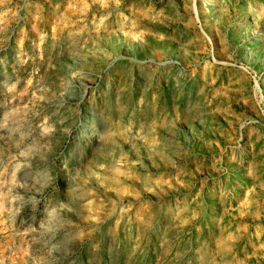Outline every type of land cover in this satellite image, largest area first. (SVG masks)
<instances>
[{
    "label": "rangeland",
    "instance_id": "1",
    "mask_svg": "<svg viewBox=\"0 0 264 264\" xmlns=\"http://www.w3.org/2000/svg\"><path fill=\"white\" fill-rule=\"evenodd\" d=\"M263 46L264 0H0V264H264L244 126L218 157L171 102Z\"/></svg>",
    "mask_w": 264,
    "mask_h": 264
},
{
    "label": "crops",
    "instance_id": "2",
    "mask_svg": "<svg viewBox=\"0 0 264 264\" xmlns=\"http://www.w3.org/2000/svg\"><path fill=\"white\" fill-rule=\"evenodd\" d=\"M263 44V43H262ZM264 47V46H263ZM250 70L249 72L245 70V73H240L248 79L250 85H245L242 82L237 83L234 86H227V95H218V90L220 86H213L211 88L205 87L203 90L199 89V82L203 75L202 71L195 70L189 71V75L186 77V81L182 83L185 86L186 83H189L191 90H185L177 93L175 102L177 110H183L186 106H198L202 112L200 117L202 118V123L196 121L193 123V126L196 127L200 133L201 139L200 142L207 143L209 142L211 148L212 143L219 144V152L217 153L218 157L221 156L222 145L232 143L235 139L236 134L243 127L244 132V145L239 150H230L224 156L228 159H238L237 164L240 165V171L243 172L247 168H251V173L249 172V177L241 178L240 186L233 188L243 191L242 200L247 199V194L253 195L256 199L258 193L256 191H263L264 195V111L261 109L260 100L264 101V87H257L251 84L253 78L259 74L263 73L262 85L264 86V48H255L250 55ZM212 73H215V85H218L220 82H223V78L227 74L222 70L213 69ZM211 78V75L207 76V79ZM238 82V81H237ZM201 83V82H200ZM181 84V83H180ZM222 94V93H221ZM262 98L260 99V96ZM252 117L257 118L258 121L252 125H243L241 124L245 118ZM188 127L185 123H179V127ZM186 130L183 132L186 133ZM193 138V136H192ZM206 146V145H205ZM205 152H210V149L203 150ZM212 151V149H211ZM204 156L209 154H203ZM212 155V153L210 154ZM229 164L231 167L235 166L234 163ZM234 161V160H232ZM237 165V166H239ZM237 170V167H235ZM251 182L252 185H248ZM255 187L256 191L253 190ZM251 189V190H250ZM256 199H251L249 204H254ZM241 203L242 201L239 200ZM248 215V213H247ZM258 219L261 223H264L263 215L258 216ZM258 238L264 239V229L261 230V234ZM264 241V240H263Z\"/></svg>",
    "mask_w": 264,
    "mask_h": 264
}]
</instances>
